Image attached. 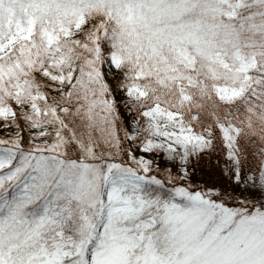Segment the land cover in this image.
Wrapping results in <instances>:
<instances>
[{
  "label": "snow or ice",
  "instance_id": "1",
  "mask_svg": "<svg viewBox=\"0 0 264 264\" xmlns=\"http://www.w3.org/2000/svg\"><path fill=\"white\" fill-rule=\"evenodd\" d=\"M0 264H264V0H0Z\"/></svg>",
  "mask_w": 264,
  "mask_h": 264
}]
</instances>
